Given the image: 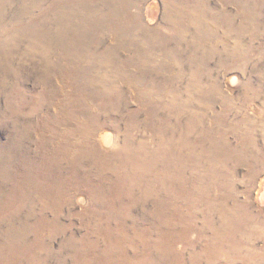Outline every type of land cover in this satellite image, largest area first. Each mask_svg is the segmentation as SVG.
I'll return each mask as SVG.
<instances>
[{"label": "rangeland", "instance_id": "rangeland-1", "mask_svg": "<svg viewBox=\"0 0 264 264\" xmlns=\"http://www.w3.org/2000/svg\"><path fill=\"white\" fill-rule=\"evenodd\" d=\"M0 264H264V0H0Z\"/></svg>", "mask_w": 264, "mask_h": 264}, {"label": "bare ground", "instance_id": "bare-ground-1", "mask_svg": "<svg viewBox=\"0 0 264 264\" xmlns=\"http://www.w3.org/2000/svg\"><path fill=\"white\" fill-rule=\"evenodd\" d=\"M122 53V52H121ZM180 126V125H179ZM134 236V235H133Z\"/></svg>", "mask_w": 264, "mask_h": 264}]
</instances>
